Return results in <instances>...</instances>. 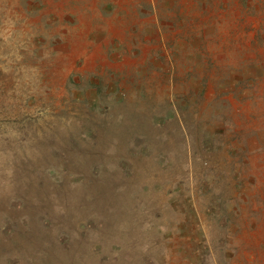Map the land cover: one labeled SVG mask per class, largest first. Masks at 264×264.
Masks as SVG:
<instances>
[{
	"label": "rangeland",
	"instance_id": "obj_1",
	"mask_svg": "<svg viewBox=\"0 0 264 264\" xmlns=\"http://www.w3.org/2000/svg\"><path fill=\"white\" fill-rule=\"evenodd\" d=\"M0 264H264V0H0Z\"/></svg>",
	"mask_w": 264,
	"mask_h": 264
}]
</instances>
